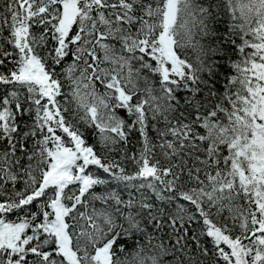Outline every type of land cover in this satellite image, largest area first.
Instances as JSON below:
<instances>
[{"label": "snow or ice", "instance_id": "snow-or-ice-1", "mask_svg": "<svg viewBox=\"0 0 264 264\" xmlns=\"http://www.w3.org/2000/svg\"><path fill=\"white\" fill-rule=\"evenodd\" d=\"M0 264H264V0H0Z\"/></svg>", "mask_w": 264, "mask_h": 264}]
</instances>
